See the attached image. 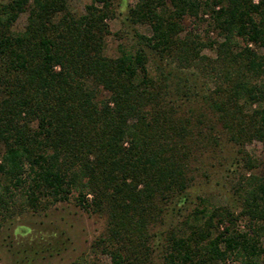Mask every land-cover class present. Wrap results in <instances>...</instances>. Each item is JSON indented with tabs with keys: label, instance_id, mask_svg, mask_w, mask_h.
Here are the masks:
<instances>
[{
	"label": "trees",
	"instance_id": "obj_1",
	"mask_svg": "<svg viewBox=\"0 0 264 264\" xmlns=\"http://www.w3.org/2000/svg\"><path fill=\"white\" fill-rule=\"evenodd\" d=\"M84 9L0 3V227L73 195L105 217L100 239L112 264H154L149 229L176 214L162 264H264V156L246 150L253 139L264 144V0H135L127 17L151 33L136 31V46L120 44L117 55L104 52L111 1ZM186 16L215 36L184 31ZM147 49L178 72H152ZM194 67L213 89L178 100L191 89L182 72ZM217 124L242 159L240 209L198 194L183 213L193 161L220 143Z\"/></svg>",
	"mask_w": 264,
	"mask_h": 264
},
{
	"label": "rangeland",
	"instance_id": "obj_2",
	"mask_svg": "<svg viewBox=\"0 0 264 264\" xmlns=\"http://www.w3.org/2000/svg\"><path fill=\"white\" fill-rule=\"evenodd\" d=\"M8 0H0V3ZM69 7L75 13L84 12V6L91 0H68ZM114 15L107 19L110 32L106 36L104 52L108 55L119 54V45L134 47L137 43L136 31L150 34L151 28L146 23L132 22L128 19V8L135 0H110ZM28 10L22 11L15 22L14 29H22L26 23ZM194 18L186 16L184 31L193 30L202 36H215L210 30L193 29ZM148 51L149 66L156 72V65L164 71L174 69L175 61L161 60L153 50ZM204 52L213 56V49L204 47ZM187 69V68H185ZM182 72L187 78L183 83L191 87L188 97L180 91L175 97L194 102L201 98L203 92L213 89V81L209 74L200 72L198 68H190ZM174 92V91H173ZM190 98V100H187ZM213 131L219 136L220 143L215 149L208 147L193 161L197 168L188 186L189 201L182 212L194 205L197 195L208 197L214 204H228L236 211L240 209L239 201L233 190L234 182L242 174V159L237 146L228 139V134L218 124ZM246 150L259 158L264 156V144L253 139L246 144ZM181 215H167L166 221L155 222L149 229L150 241L154 244V264H162L161 242L164 241L165 229L170 222H177ZM240 226L244 221H238ZM105 217L85 210L74 200L73 195L64 201H58L40 210L24 209L7 218L0 227V264H112L111 257L104 251L101 237L104 235ZM264 241V237H263ZM221 264H230L227 260Z\"/></svg>",
	"mask_w": 264,
	"mask_h": 264
}]
</instances>
